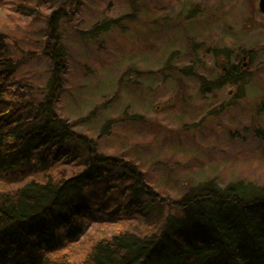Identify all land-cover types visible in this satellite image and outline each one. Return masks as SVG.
<instances>
[{"label":"rangeland","instance_id":"obj_1","mask_svg":"<svg viewBox=\"0 0 264 264\" xmlns=\"http://www.w3.org/2000/svg\"><path fill=\"white\" fill-rule=\"evenodd\" d=\"M37 4L0 0V30L16 60L14 76L29 85L33 100L44 101L50 92L48 18L64 4L72 16L58 20L56 31L68 67L54 108L75 131L97 139L104 154L135 161L161 198L177 200L213 179L222 186L237 180L264 184V13L258 0ZM125 13L135 20L97 36L88 31ZM233 63H242L240 81L209 92L202 91L199 76L179 72L192 67L212 81ZM20 170L0 174V190L46 174L33 161ZM101 188L92 186L88 193L100 194ZM154 211L122 218L96 211L94 221L86 220L72 237L71 251L81 260L99 238L141 232L161 220L164 211Z\"/></svg>","mask_w":264,"mask_h":264},{"label":"trees","instance_id":"obj_2","mask_svg":"<svg viewBox=\"0 0 264 264\" xmlns=\"http://www.w3.org/2000/svg\"><path fill=\"white\" fill-rule=\"evenodd\" d=\"M71 16L62 4L48 18L44 54L53 67L44 101L33 100L29 85L14 76L16 60L7 33L0 30V174L19 172L32 161L46 172L14 190H0V264H264V184L237 180L222 186L213 179L177 200L161 198L135 161L104 154L97 139L75 131L56 112L68 67L56 25ZM134 17L125 13L101 20L88 31L97 36ZM240 67L224 66L212 81L192 67L179 72L199 76L202 91L209 92L238 83ZM92 186H102L100 194L90 195ZM155 207L164 211L161 220L141 232L99 238L81 260L72 253V237L86 220L94 221V212L122 218L149 215Z\"/></svg>","mask_w":264,"mask_h":264},{"label":"water","instance_id":"obj_3","mask_svg":"<svg viewBox=\"0 0 264 264\" xmlns=\"http://www.w3.org/2000/svg\"><path fill=\"white\" fill-rule=\"evenodd\" d=\"M258 8L261 13H264V0H258Z\"/></svg>","mask_w":264,"mask_h":264}]
</instances>
